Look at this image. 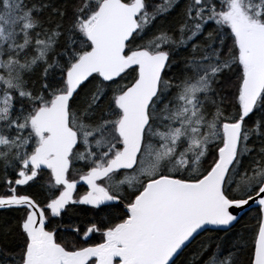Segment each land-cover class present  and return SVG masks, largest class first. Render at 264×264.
<instances>
[{
    "label": "snow or ice",
    "instance_id": "snow-or-ice-1",
    "mask_svg": "<svg viewBox=\"0 0 264 264\" xmlns=\"http://www.w3.org/2000/svg\"><path fill=\"white\" fill-rule=\"evenodd\" d=\"M0 209V264H264V0H0Z\"/></svg>",
    "mask_w": 264,
    "mask_h": 264
},
{
    "label": "trees",
    "instance_id": "trees-1",
    "mask_svg": "<svg viewBox=\"0 0 264 264\" xmlns=\"http://www.w3.org/2000/svg\"><path fill=\"white\" fill-rule=\"evenodd\" d=\"M188 52L187 51H181L178 56L176 57L177 61H182L185 57L188 56ZM180 71V65L177 64L176 66H174L171 71L169 72V75H178ZM36 190L35 189H28V192L30 193H34ZM40 199H43V195H40L39 197ZM18 214L16 212H13L11 210H7V209H3L0 210V224H3L7 221H11L13 220ZM254 223V222H253ZM238 228L240 226H237ZM215 233H206L204 234L200 239H208L209 236H215ZM221 235H223L221 233ZM196 245H193L192 248H190L189 250H187L184 255L182 256L181 260L182 261H191L192 259V251L193 249H195Z\"/></svg>",
    "mask_w": 264,
    "mask_h": 264
},
{
    "label": "flooded vegetation",
    "instance_id": "flooded-vegetation-1",
    "mask_svg": "<svg viewBox=\"0 0 264 264\" xmlns=\"http://www.w3.org/2000/svg\"><path fill=\"white\" fill-rule=\"evenodd\" d=\"M81 190H83V189H81ZM44 198V197H43ZM1 210H3V209H1Z\"/></svg>",
    "mask_w": 264,
    "mask_h": 264
},
{
    "label": "water",
    "instance_id": "water-1",
    "mask_svg": "<svg viewBox=\"0 0 264 264\" xmlns=\"http://www.w3.org/2000/svg\"><path fill=\"white\" fill-rule=\"evenodd\" d=\"M1 210V209H0Z\"/></svg>",
    "mask_w": 264,
    "mask_h": 264
}]
</instances>
